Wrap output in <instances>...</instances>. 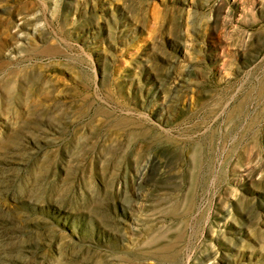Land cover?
I'll list each match as a JSON object with an SVG mask.
<instances>
[{"label": "rangeland", "instance_id": "rangeland-1", "mask_svg": "<svg viewBox=\"0 0 264 264\" xmlns=\"http://www.w3.org/2000/svg\"><path fill=\"white\" fill-rule=\"evenodd\" d=\"M0 264H264V0H0Z\"/></svg>", "mask_w": 264, "mask_h": 264}]
</instances>
